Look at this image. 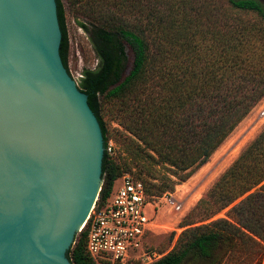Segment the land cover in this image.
Masks as SVG:
<instances>
[{
    "label": "trees",
    "instance_id": "trees-1",
    "mask_svg": "<svg viewBox=\"0 0 264 264\" xmlns=\"http://www.w3.org/2000/svg\"><path fill=\"white\" fill-rule=\"evenodd\" d=\"M65 2L97 60L76 81L104 138L97 203L125 173L154 200L173 193L264 97V8L257 0ZM56 4L59 52L70 74L64 0ZM111 122L129 160L107 153ZM179 227L173 247L150 264H264V127ZM86 238V229L75 235L66 253L73 264H95Z\"/></svg>",
    "mask_w": 264,
    "mask_h": 264
},
{
    "label": "water",
    "instance_id": "water-1",
    "mask_svg": "<svg viewBox=\"0 0 264 264\" xmlns=\"http://www.w3.org/2000/svg\"><path fill=\"white\" fill-rule=\"evenodd\" d=\"M61 39L56 0H0V264H73L101 188L102 130Z\"/></svg>",
    "mask_w": 264,
    "mask_h": 264
},
{
    "label": "rangeland",
    "instance_id": "rangeland-1",
    "mask_svg": "<svg viewBox=\"0 0 264 264\" xmlns=\"http://www.w3.org/2000/svg\"><path fill=\"white\" fill-rule=\"evenodd\" d=\"M257 2L264 8L263 0H257ZM64 10L69 43V71L72 78L77 81L82 70L84 68H94L97 60L86 33H84L76 24L74 16L68 9L65 0ZM261 44V42H258L259 47L264 48ZM261 111H264V97L238 124L234 131L199 170H197L186 182L177 185L173 193L155 199L154 205H156L157 228L155 233H150L149 236V242L151 245L153 244V249H155V251L163 253L164 255L173 247L175 238L181 231V228L179 227L181 219L207 192L227 166H229V164L264 127V115H261ZM115 127H118V125L115 122H111L109 143L114 150V154L110 155L117 157L119 160H122L123 158L128 159L126 151L115 142V135L112 132V129ZM102 183L103 180H101V185ZM118 186L119 181L114 182L112 190L116 189ZM254 192V190L251 191V193ZM165 197L172 199L165 201ZM173 200L182 202V208L179 213L171 211L170 202ZM226 211L227 209L218 213L216 217H225ZM171 233H175L173 239H170Z\"/></svg>",
    "mask_w": 264,
    "mask_h": 264
},
{
    "label": "built area",
    "instance_id": "built-area-1",
    "mask_svg": "<svg viewBox=\"0 0 264 264\" xmlns=\"http://www.w3.org/2000/svg\"><path fill=\"white\" fill-rule=\"evenodd\" d=\"M106 150L114 154L110 143ZM117 181L119 186L104 204L97 203V196L78 233L86 229V251L95 264H150L162 256L149 248L150 233L157 228L155 200L132 174L125 173ZM170 204L174 213L181 211L182 202Z\"/></svg>",
    "mask_w": 264,
    "mask_h": 264
}]
</instances>
